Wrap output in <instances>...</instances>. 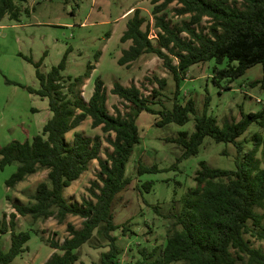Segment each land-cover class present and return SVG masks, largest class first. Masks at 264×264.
I'll use <instances>...</instances> for the list:
<instances>
[{
    "label": "trees",
    "instance_id": "16d2710c",
    "mask_svg": "<svg viewBox=\"0 0 264 264\" xmlns=\"http://www.w3.org/2000/svg\"><path fill=\"white\" fill-rule=\"evenodd\" d=\"M19 0H0V21L9 14L19 20L22 10ZM155 7L156 42L150 38V28L143 29L146 21L139 8L128 20L121 41L132 44L123 50L118 59L120 65H129L143 54L154 53L163 59L176 82L175 100L171 108L160 103L161 90L167 84L165 78L154 76L151 82L158 87L145 95L140 87L114 83L112 93L124 101L125 110L115 107L111 113L107 106V88L98 77L89 99L81 93V85L89 78L96 65L89 63L85 75L64 76L69 50L58 65L49 72L40 69L41 61L26 59L36 66L40 88L35 89L6 79L7 83L20 85L31 93L48 98L52 116L46 121L42 132L31 139L12 140L0 145V168L17 163V170L7 179L8 187H14L27 176L40 169L48 170L47 179L41 181L32 196L31 203L14 204L15 212L0 221V233L10 232V246L3 249L0 244V264H17L16 257L23 253L31 238L29 231L16 230L17 214L31 216L34 220L55 216L64 223L69 215L82 219L81 227L68 223L69 236L62 242L50 240L56 251L44 264H76L80 249L86 243L94 247H107L95 264H122L123 249L118 237L113 234L119 228L126 233L124 222L116 223L114 202L125 190L132 178L127 175V165L141 136L138 117L143 111L160 116L157 126L170 123L184 125L196 113L195 100L191 97L180 101L183 74L196 64L215 60L212 80L218 83L227 79L229 83L243 76L251 67L261 64L263 76L254 83L264 88V0H153ZM180 5V15H189L181 24L172 25L165 10L170 4ZM211 20L209 31L198 27L204 18ZM187 33V36H183ZM99 55H97L98 60ZM173 58L178 59L175 63ZM226 62L225 66L219 65ZM226 84L225 89H230ZM87 118L93 127H101L107 134L106 141L112 150L106 149V158L101 156L103 142L100 135L85 136L75 131L71 142L67 133L76 129ZM264 127V108L258 112L242 110L239 120L225 121L222 125L216 117L207 113L195 115L194 130L179 132L168 138L182 147L172 168L196 155L206 137L216 142L232 143L237 149L234 169L215 168L206 161L200 162L195 175L196 186L182 197V207L172 213L174 222L167 230L165 244L152 250L147 247L141 256L130 264H264V250L254 247L246 238L264 239V136L256 132L253 146L244 150L240 137L253 124ZM260 152L261 158L257 157ZM97 160V179L89 188L90 198L81 202H69L65 190L88 170ZM157 164L140 163L138 173L159 172ZM168 170V169H167ZM153 181H145L141 190L151 191ZM143 188V189H142ZM168 216V215H166ZM101 240L104 241L101 244Z\"/></svg>",
    "mask_w": 264,
    "mask_h": 264
},
{
    "label": "rangeland",
    "instance_id": "374dc122",
    "mask_svg": "<svg viewBox=\"0 0 264 264\" xmlns=\"http://www.w3.org/2000/svg\"><path fill=\"white\" fill-rule=\"evenodd\" d=\"M18 4L22 10L19 20L6 14L0 21V145L15 139H31L33 135L42 132L44 124L52 116L48 98L6 82V79H10L25 86L40 88L36 66L26 57L36 62L42 60L40 69L47 73L60 63L70 49L63 71L66 78L85 75L88 64H95L96 68L81 85V93L85 99H89L95 81L100 77L107 88V106L111 113H115L116 106L125 110L123 99L111 91L116 81L126 86L135 84L148 95L152 88L158 87V83L151 82L154 76L167 80L159 96L160 103L154 105L155 109L173 106L176 82L171 71L164 66L162 58L154 53H146L129 65L118 63L123 50L132 44L131 40L122 42L121 37L136 8L140 9L146 19L143 29L149 26L150 38L156 42L158 29L155 26L153 9L156 4L153 0H19ZM178 7L180 5L174 2L165 10L172 25L189 19V15L178 14ZM210 25L211 20L206 17L198 29L205 27V31H209ZM182 35L187 36V33ZM173 60L178 62L176 58ZM214 65L215 60L196 64L183 74L179 99L184 103L192 97L196 104V113L191 115L186 124L170 123L160 127L156 125L160 116L147 111L141 112L138 117L141 142L135 147L126 172L132 181L114 202L116 223L126 222L129 228L126 233L122 228L113 231L123 249L122 264L134 263L144 247L152 250L165 244L167 230L175 220L172 213L180 211L182 197L196 186L195 175L201 161L215 168L236 167V147L232 143L216 142L206 137L199 153L182 160L174 169L172 165L182 153V147L167 139L178 136L181 131L191 133L194 130L195 115L203 114L205 108L209 115L217 118L220 125L226 120H239L242 110L249 113L264 108V88L261 83H254L263 76L261 64L251 67L231 83L227 79L213 82ZM225 65L226 62L219 66ZM226 84L231 88L225 89ZM75 131L90 137L100 135L103 158H106V149L112 150L106 141L107 134L100 126L93 127L91 118L67 133L69 142ZM256 132L264 136V127L253 123L240 137L245 151L253 146L252 137ZM257 157L261 158L260 152ZM140 163L157 164L165 170L139 174ZM17 166V163H13L4 169L0 168V221L5 217L10 219V214L15 212L14 204L33 202L32 196L37 185L47 179L48 170L40 169L14 187H8L6 181L17 170ZM98 171V161L94 160L88 170L65 190L67 200L81 202L84 197L90 198L89 188L92 181L97 179ZM148 180L154 182L152 190L142 191V183ZM68 223L81 227L82 219L69 215L61 223L55 216L34 220L31 216L17 214L16 230L31 232V238L26 244L27 249L16 257L15 262L44 264L56 251L50 246V240L62 242L69 236ZM246 238L254 247L264 250V239L249 234H246ZM9 242L10 232L0 233L3 249H9ZM94 242L86 243L80 249V259L76 264H95L99 261L101 252L107 250V247H94Z\"/></svg>",
    "mask_w": 264,
    "mask_h": 264
}]
</instances>
